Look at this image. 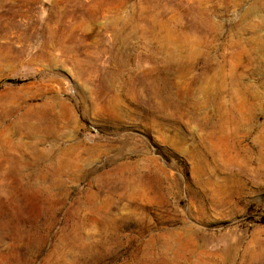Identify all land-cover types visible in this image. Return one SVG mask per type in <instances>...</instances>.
<instances>
[{"label":"rangeland","instance_id":"obj_1","mask_svg":"<svg viewBox=\"0 0 264 264\" xmlns=\"http://www.w3.org/2000/svg\"><path fill=\"white\" fill-rule=\"evenodd\" d=\"M0 264H264V0H0Z\"/></svg>","mask_w":264,"mask_h":264}]
</instances>
